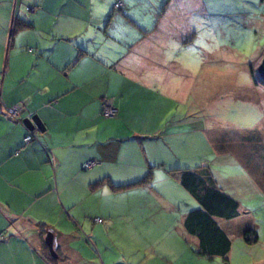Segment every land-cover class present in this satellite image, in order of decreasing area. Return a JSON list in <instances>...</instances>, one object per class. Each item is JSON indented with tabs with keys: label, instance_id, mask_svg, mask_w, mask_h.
<instances>
[{
	"label": "crops",
	"instance_id": "0c3cea01",
	"mask_svg": "<svg viewBox=\"0 0 264 264\" xmlns=\"http://www.w3.org/2000/svg\"><path fill=\"white\" fill-rule=\"evenodd\" d=\"M116 1L122 2L119 10L113 8ZM214 2L0 0V234L6 233L0 241V264H49L41 255L46 231L53 234L56 264H87V251L69 245L65 229L82 232L87 227L89 200L100 205L103 196L118 191L141 190L158 198L177 186L184 190L174 171L191 167L167 169L174 160L166 162L172 144L190 133L188 123L178 118L177 105L185 93V80L180 77L192 63L187 64L180 51L200 37L189 23L192 14L202 8L209 11ZM15 19L31 27L16 32L10 41ZM105 97L112 98L114 118L100 116ZM14 106L21 107V119L37 115L44 131L13 121L8 110ZM191 127L197 129L194 123ZM28 134L33 140L23 146ZM186 144L190 147V141ZM205 154L209 156L208 148ZM240 159L241 164L248 163ZM90 161L95 163L83 168ZM159 169L173 181L154 180L160 177ZM145 177H149L145 185L122 190L108 184L92 186L105 179L124 186ZM253 178L262 182L258 168ZM162 197V211L164 206L165 212L180 210ZM87 204L90 210L85 211ZM194 204L181 214L184 230L186 216L199 207ZM136 209L129 207L130 216ZM239 218L214 219L231 232V224ZM41 224L43 231L37 227ZM221 230L230 240L229 254L233 238L226 228ZM188 236L196 249L189 261L219 257L202 256L199 238ZM91 243L105 248L103 242ZM168 256L161 252L160 261L182 264L186 253Z\"/></svg>",
	"mask_w": 264,
	"mask_h": 264
},
{
	"label": "rangeland",
	"instance_id": "374dc122",
	"mask_svg": "<svg viewBox=\"0 0 264 264\" xmlns=\"http://www.w3.org/2000/svg\"><path fill=\"white\" fill-rule=\"evenodd\" d=\"M258 1L224 0L225 6H221V1L216 0L210 3L209 11L202 8L192 14L189 23L195 32L200 31V37L180 51L192 67H187L180 77L185 80V93L177 105L178 118L188 123L190 133L172 144L166 160H174L167 169L207 166L216 186L237 200L240 218L231 224V232L227 225L223 227L219 223L233 238L230 253L225 259L188 260L191 251L196 250L195 241L183 229L181 214L193 208L195 202L177 186L158 198L141 190H127L103 196L100 205L97 200H89L92 209L86 219L87 227L82 232L76 228L65 229V238H70L67 243L87 251V264H165L160 261L161 252H166L169 259L185 252L182 264H264V170H261L264 169L261 159L264 158V85L257 73L264 55V4ZM192 123L197 129L191 127ZM220 136L229 144L232 142L231 145L218 147L214 137ZM184 144L186 147L182 149ZM257 146L263 148L257 149ZM206 148L210 150L207 157ZM240 158L248 163L241 164ZM257 168L262 182L253 178ZM158 171L160 177L154 180L173 181L163 169ZM153 183L166 186L162 181ZM162 196L180 210L165 212L164 206L162 211L159 207L164 203ZM88 204L85 211L90 210ZM132 205L137 209L130 216ZM153 206L158 209H152ZM129 222H134V226ZM85 238L103 242L105 248L98 249Z\"/></svg>",
	"mask_w": 264,
	"mask_h": 264
},
{
	"label": "trees",
	"instance_id": "16d2710c",
	"mask_svg": "<svg viewBox=\"0 0 264 264\" xmlns=\"http://www.w3.org/2000/svg\"><path fill=\"white\" fill-rule=\"evenodd\" d=\"M116 4H119V6L116 7L115 6ZM121 7H122L121 1H116L113 5V8L115 10H119L121 9ZM30 27L31 25L29 23L22 21L20 19H15L13 22L11 34L9 36V40L11 41V38L13 37V35H15L16 32H19L21 30H24ZM250 72H251L252 77H254V72L252 69L250 70ZM104 100L109 101L113 109H115L113 102H112V98L105 97L102 100L101 105ZM8 115L13 121H16V122L18 121L22 123V119L20 115L18 116L17 119H14L13 117H11L9 113ZM100 116L103 118H107L101 114V107H100ZM115 116H116V113H115ZM114 117H111V118H114ZM28 135L31 136V139L30 141L25 142L24 138ZM28 135H26L23 138V146L27 145L33 140L32 135L31 134H28ZM218 138L219 137L215 138V141L219 145H223L226 142L227 143L226 146H229L232 143L231 142L229 144L228 143L229 141L227 140L218 141ZM261 147L263 148V146H257L256 148L259 149ZM17 153L18 151L15 152V154ZM90 162H92L93 164L95 163L94 161H90ZM84 165H86V163ZM174 173L175 174L177 173L176 177H178L180 185L184 188V190H186V192H188L191 195L194 201L198 203L199 205L198 209H195L189 212L188 215L186 216V219L184 221V228L186 232L192 236H197L199 238V242H200L199 253L202 256H209V257L219 256L225 259L230 249V240L225 235V233L221 230V228L216 223L214 218L231 219V218L238 216L239 203L232 196H230L229 194H225L224 192L220 190V188L216 186L215 181L211 175V172L207 166L195 167V169L193 170L192 169H183V170L179 169V170H175ZM148 179L149 177H145L142 180H139L137 182L127 184L124 186L112 185L109 181H107V179H105V180H101V181H98L92 184V186L95 189L100 186H103L104 184H108L111 189L122 190V189L132 188L134 186L145 185L147 182H149ZM44 226L45 225L43 224L39 226L37 225V227L41 231H43ZM47 232L49 231H46L44 233V237ZM5 237H6V233H1L0 241H3ZM42 247H43L42 249L43 252L41 255L45 259V261L49 264H56L58 262V255L54 257L50 254V251L47 245L45 244L44 240L42 243Z\"/></svg>",
	"mask_w": 264,
	"mask_h": 264
},
{
	"label": "water",
	"instance_id": "95a60500",
	"mask_svg": "<svg viewBox=\"0 0 264 264\" xmlns=\"http://www.w3.org/2000/svg\"><path fill=\"white\" fill-rule=\"evenodd\" d=\"M258 78L262 85H264V55L261 57L259 66L257 68ZM22 123L29 129L36 128L40 131H44V126L37 115H32L30 117H25L22 119ZM44 242L47 245L50 254L56 257V254L53 250V234L51 232H47L44 238Z\"/></svg>",
	"mask_w": 264,
	"mask_h": 264
},
{
	"label": "built area",
	"instance_id": "2783aa9c",
	"mask_svg": "<svg viewBox=\"0 0 264 264\" xmlns=\"http://www.w3.org/2000/svg\"><path fill=\"white\" fill-rule=\"evenodd\" d=\"M115 6L117 7V6H119V4H116ZM8 113L10 114L11 117H13L14 119H17L18 116H19L20 113H21V109H20V107H18V106H14V107H12V108H10V109L8 110ZM115 113H116V111H115V109H113V107L111 106V104L109 103V101L104 100L103 103H102V105H101V114H102L104 117L111 118V117H114V116H115ZM30 139H31V136L28 135V136H26V137L24 138V141H25V142H28V141H30ZM92 165H93L92 162H88V163H86V165H84V167H85L86 169H88V168H90Z\"/></svg>",
	"mask_w": 264,
	"mask_h": 264
}]
</instances>
